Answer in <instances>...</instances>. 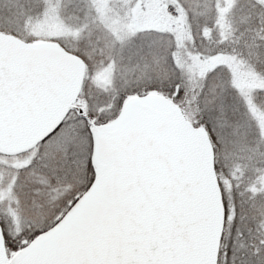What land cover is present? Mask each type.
Segmentation results:
<instances>
[{
	"label": "snow or ice",
	"instance_id": "snow-or-ice-1",
	"mask_svg": "<svg viewBox=\"0 0 264 264\" xmlns=\"http://www.w3.org/2000/svg\"><path fill=\"white\" fill-rule=\"evenodd\" d=\"M0 264H264V0H0Z\"/></svg>",
	"mask_w": 264,
	"mask_h": 264
}]
</instances>
